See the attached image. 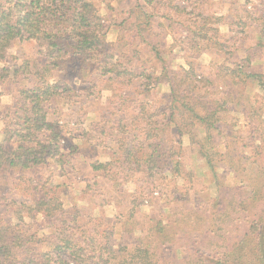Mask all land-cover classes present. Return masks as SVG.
Here are the masks:
<instances>
[{
  "label": "trees",
  "instance_id": "trees-1",
  "mask_svg": "<svg viewBox=\"0 0 264 264\" xmlns=\"http://www.w3.org/2000/svg\"><path fill=\"white\" fill-rule=\"evenodd\" d=\"M141 1L148 6L159 0H135ZM173 3L168 0L166 9L192 13ZM140 12L143 19L130 24L134 36H142L150 25L151 14ZM254 14L260 19L257 45H264V0L254 5ZM212 18L217 22L221 19L203 16L202 23L192 21L193 25L187 26L194 28L189 29L190 34H201ZM107 30L91 0H0V61L16 40L34 41L37 46V57L32 61L0 66V103L3 95L11 101L3 113L0 111V182L15 174L17 180H25L22 189L27 191L18 201L0 190V208L5 210V215H0V264H168L163 249L168 242L177 241V232L188 230L206 241L192 246L184 264H264V143H253L248 153L241 154L246 163H241L240 170L248 172L249 179L228 187L232 195H223L228 188L216 169L217 156L222 159L224 155L216 149V136L220 134L217 122L219 114L227 109L231 93L225 91L219 99H205L209 93L199 88L207 80H197L191 66L172 69L151 39H130L131 45L143 42L150 50L156 66L146 74L145 68L132 62V55L117 49L119 45L107 48ZM86 69L91 85L79 88L86 97L95 84L91 75L121 83L136 81L144 98L152 78L157 85L166 82L169 93L168 105L159 110L162 118L153 126L147 121L144 100L137 103L136 127L129 122L121 124L125 118L117 120L116 127H107L110 121L101 115L90 124L85 143L94 149L102 136L110 137L116 145L107 159L89 162L92 179L82 180L84 190L95 192L107 177L122 184L129 171L142 173V194L147 189L143 183L148 186L157 176L190 179L194 171L186 168L184 159L193 152L215 185V195L204 210H190L168 221L162 215H153L146 231L142 230L128 246L121 239L131 229L132 207L116 233L103 216L83 213L77 203H71L67 194L59 191L63 184L52 181L54 171L63 175L64 164L85 146L68 141V124L59 121V106L76 103L74 80ZM247 70L245 63L233 68V80L238 79L233 82L251 78L264 91V72ZM122 100L120 104L125 103ZM257 128L263 138L264 119ZM171 132L175 145L165 148L162 136ZM153 189H148L149 193Z\"/></svg>",
  "mask_w": 264,
  "mask_h": 264
},
{
  "label": "rangeland",
  "instance_id": "rangeland-1",
  "mask_svg": "<svg viewBox=\"0 0 264 264\" xmlns=\"http://www.w3.org/2000/svg\"><path fill=\"white\" fill-rule=\"evenodd\" d=\"M91 1L96 12L108 26L106 43L109 50L119 45L117 46L119 51L132 55V62L145 68V73L150 75L156 65L149 48L143 42L136 41L131 45L130 39H151L157 44L164 59L171 63L172 69H186L191 66L197 80H207V83L199 88V91L209 93L205 99H219L225 91L231 93L227 109L219 114L220 120L217 122L220 134L216 136V142L219 143L216 149L225 156L223 155L222 159L217 156L219 161L216 169L227 188L237 187L240 181L248 182V172L240 170L241 163H246L241 154L248 153L253 143H264V134L263 138H260L261 130H256L260 120L264 119V91L251 78L234 83L233 81L238 79L233 80L231 70L239 63H245L248 70L264 72V45H257L256 39V25L260 23V19L259 14H254V5L258 4L259 0H174L172 5L177 3L181 7H186L192 11L191 14H179L174 9H166L168 0L155 1L148 6L143 5L142 1L135 0ZM140 10H146L151 14L150 25L146 27L142 36H134L130 24L138 21V18L143 19ZM203 16L221 19L218 22L214 18L209 19L201 34H190L189 29L194 28L188 29L187 26L193 25L192 21H196L195 24L199 21L202 23V20H205L201 19ZM36 51L34 41L16 40L7 49L0 66L12 62L32 61L37 57ZM248 56L251 57L250 61H243ZM89 78L88 69L81 72L74 80L78 95L74 97L76 103L72 106L66 103L59 106V121H63L66 126L68 124L69 132L66 134L68 141L85 145L80 147L79 154L70 157L69 164H64L63 175H59L57 170L54 171L52 181L58 180L63 184L59 191L66 193L71 203H77L83 213L103 216L105 223L115 227L116 233L120 229V223L126 220V211L132 207L134 220L130 225L131 229L124 233L121 239L122 244L128 246H132L134 238L141 235L142 230L146 231L150 225L148 220L153 215H162L164 221H168L174 216L182 217L190 210H204L207 202L215 195V185L210 172L193 152L189 156L186 154L184 159L186 168H192L194 171L190 179L184 177L171 180L169 176H157L149 180L153 182L148 186L147 182L143 183L147 189L142 194L140 193L142 173L129 171L128 178H125L122 184L114 183L107 177L98 188H94L95 192L84 190L82 180L92 179L88 170L89 162L96 158L107 159L109 151L116 145L110 137L102 136L97 140L94 149L88 142L85 143L90 124L96 123L101 115L109 119L107 127L113 125L116 127V121L120 118L127 119L121 121V124L129 122L131 126L136 127L139 120L136 117L137 103L144 100L147 121L153 126L162 118L159 110L168 105L169 93L166 82L157 85L152 78L149 79L147 96L144 98L136 81L121 83L116 79L108 77L99 79L91 75L95 84L89 89L90 95L86 97L79 88L90 86ZM20 80L24 82V79ZM122 99H125V103L120 104ZM10 102L7 95L1 97V113ZM1 126L0 121V129ZM131 129L135 131L136 128ZM162 137L165 148L175 145L172 132ZM186 145L188 142L184 137L183 146ZM51 167L53 166L50 165L49 168ZM16 176L7 175L0 182V190L2 194L19 201L21 195H27V191L22 189L25 180H17ZM25 178L27 176H24ZM93 186L94 184L91 185ZM153 187L154 191L149 193L148 189L151 190ZM229 188L223 191V195L233 194ZM0 215H5L3 208H0ZM119 233L120 230L117 236ZM196 234L198 236H193L190 230L177 232L174 236L177 241L168 242L167 247L163 249L166 262L184 264L183 260L186 261L192 246H200L206 241L202 235L199 237V234Z\"/></svg>",
  "mask_w": 264,
  "mask_h": 264
}]
</instances>
